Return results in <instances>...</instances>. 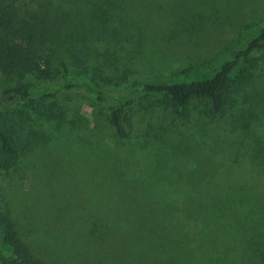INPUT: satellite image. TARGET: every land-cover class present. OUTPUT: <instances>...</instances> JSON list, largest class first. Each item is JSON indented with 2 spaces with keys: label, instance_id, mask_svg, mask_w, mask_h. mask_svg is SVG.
Masks as SVG:
<instances>
[{
  "label": "rangeland",
  "instance_id": "1",
  "mask_svg": "<svg viewBox=\"0 0 264 264\" xmlns=\"http://www.w3.org/2000/svg\"><path fill=\"white\" fill-rule=\"evenodd\" d=\"M1 1L0 50L57 73L64 63L109 104L144 81L209 77L264 26V0H51L55 20L45 0ZM250 59L230 74L219 114L207 98L183 107L146 98L123 111V136L107 104L81 91L45 99L52 110L43 112L3 102L0 124L19 150L2 157L0 209L31 255L42 264H264V99L253 112L236 93L250 69L253 89L264 90V43ZM46 82L0 71V89Z\"/></svg>",
  "mask_w": 264,
  "mask_h": 264
},
{
  "label": "trees",
  "instance_id": "2",
  "mask_svg": "<svg viewBox=\"0 0 264 264\" xmlns=\"http://www.w3.org/2000/svg\"><path fill=\"white\" fill-rule=\"evenodd\" d=\"M45 1L44 5L48 4L46 6L48 16L55 20L54 7L51 4V0ZM4 13L5 9L0 0V21ZM54 24L63 27L64 23L60 22L56 17V23L54 22ZM262 43H264V26L258 27L257 31L245 42L244 46L235 51L229 59L220 62L209 77L199 80H177L158 83L144 81L133 85L124 92L118 93L113 104L106 103L107 100L104 93L97 86L91 84L90 81L72 77L64 63H60V69L57 73L48 67L46 63L44 67H40L37 63L30 64L28 59L21 56L19 49L10 52L0 50V71L4 75L13 77L20 76L26 72H34L42 80H47L46 83H43L36 90H30L22 83L2 87L0 89V105L5 101L20 100L30 103L32 107H36L43 112V110L47 109L52 110V105H46L45 99L53 98L61 92L81 91L91 96L95 101L107 104L110 122L114 127L115 133L119 136L124 135V130L121 126L123 111L135 102L146 98L167 100L174 107H183L194 97L207 98L211 103L212 111L219 114L220 109L224 105V88L228 84L230 74L244 65L245 62H249V65H252L253 61H251L250 56ZM243 70L244 67L242 68ZM250 70H246V74L242 75V79L239 81L240 87L238 86L236 93L243 94L245 100L247 95L250 96L249 103L253 107L251 109L254 112L257 105H259L260 99H264V90L263 88H259L257 91L253 89V84L250 82L252 77L255 76ZM2 126L3 124L1 123L0 165L3 163L2 157L11 158L19 150L13 138L7 130L2 129ZM5 251L10 253L6 256L4 254ZM0 264H42L39 259L31 255L17 234L12 221L1 209Z\"/></svg>",
  "mask_w": 264,
  "mask_h": 264
}]
</instances>
